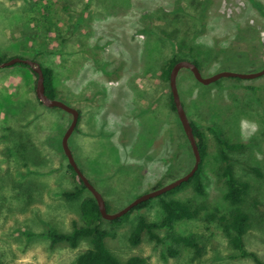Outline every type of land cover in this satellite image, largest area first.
I'll return each instance as SVG.
<instances>
[{
    "label": "rangeland",
    "instance_id": "obj_1",
    "mask_svg": "<svg viewBox=\"0 0 264 264\" xmlns=\"http://www.w3.org/2000/svg\"><path fill=\"white\" fill-rule=\"evenodd\" d=\"M0 55L54 68L55 98L80 111L69 138L74 158L110 212H117L195 162L163 69L178 58L198 60L204 77L261 70L264 0H0ZM177 86L189 119L207 136L206 192L187 186L165 198L189 202L200 214L158 230L164 241L145 233L131 245L139 215L149 221L163 216L158 196L122 224L103 218L102 226L117 232L106 244L122 261L138 255L143 264H257L231 257L235 250L219 216L232 207L224 199L212 125L229 141L247 145L230 155L236 175L250 183L242 205L251 220L245 243L264 264V75L204 84L182 68ZM36 88L30 68H0V264H72L91 247L88 238L72 248L41 235L72 231L90 192L73 200L62 195L79 186L62 146L72 114L40 103ZM173 235L196 239L201 254L184 246L170 256Z\"/></svg>",
    "mask_w": 264,
    "mask_h": 264
},
{
    "label": "trees",
    "instance_id": "obj_2",
    "mask_svg": "<svg viewBox=\"0 0 264 264\" xmlns=\"http://www.w3.org/2000/svg\"><path fill=\"white\" fill-rule=\"evenodd\" d=\"M37 1V0H34ZM7 55H0V63L11 59ZM182 59L172 58L168 65L163 69L162 76L165 80L169 81L170 74L173 66ZM201 68V64L198 60H191ZM16 65H22L30 68L33 73H37L26 63L19 62ZM44 73V85L45 92L51 98H55L57 90L54 84L55 70L52 66L41 64ZM253 88V86H249ZM40 103H42L40 101ZM171 104L172 109L176 110L173 95L171 92ZM194 134L197 138V143L201 152L202 161L196 173L186 182H183L180 186L168 191L159 197L163 208V216L158 221H149L146 216L139 215L137 223L132 228L128 241L131 245L135 246L141 243L143 235L147 233L150 238L157 241H164L163 238L157 233L158 230H171L175 227L176 223L186 219L196 218L200 214V208L192 205L189 202H184L175 198H165L172 193L182 190L187 186H192L195 192L200 195H204L206 192L204 180H203V162L207 156L208 142L206 133L200 128V126L191 120ZM209 129L213 132L218 149L219 156L222 163L220 169V175L226 182L227 189L224 193V199L232 207L227 215L219 216L220 221L223 224V228L227 236L229 237L230 246L235 250V253L231 255L232 258L237 257H250L253 258L257 264H263L255 252L247 249L245 243V235L249 232L251 227L250 215L243 208V202L249 192L250 183L239 178L234 169L233 158L230 155L232 151L242 150L247 145L244 142H232L224 135L222 129L218 126H209ZM194 156V155H193ZM74 178L79 182V186L72 190L63 191L62 195L68 199L73 200L80 198L84 190L89 189L84 184L80 176L75 172L73 167L69 163ZM253 169L261 175L258 168ZM90 192V191H89ZM152 199L146 200L139 205L133 207L128 213L122 217L111 220L113 224H122L126 221L131 213L135 210H141L148 207ZM108 211H110L109 204L107 203ZM81 221L74 222L73 229L70 232H62L57 229H47L41 235L46 236L52 244L66 243L72 248L78 247L82 239L88 238L91 243V247L82 252L72 264H143L145 259L134 255L129 257L126 261H122L114 252H112L107 244L106 239L108 237L114 238L117 236L115 229H108L102 226L103 217L99 209L97 200L90 192L81 200ZM172 243L168 244V254L175 257L180 254L181 249L184 246L195 247L197 254H201L202 248L199 247L196 239L192 237L173 235L170 237Z\"/></svg>",
    "mask_w": 264,
    "mask_h": 264
},
{
    "label": "water",
    "instance_id": "obj_3",
    "mask_svg": "<svg viewBox=\"0 0 264 264\" xmlns=\"http://www.w3.org/2000/svg\"><path fill=\"white\" fill-rule=\"evenodd\" d=\"M23 62L28 64L36 73H37V97L38 99L49 107H58L66 112L72 114V121L67 128L63 138H62V146L64 149V152L69 160L70 165L73 167L75 172L80 176V178L83 180L86 187L89 189V191L93 194L95 199L97 200L99 209L101 211L102 217L108 220H113L119 217H122L126 213H128L133 207L139 205L140 203L158 197L168 191H171L172 189L180 186L183 182L188 181L198 170L200 163L202 161L201 152L197 143V138L194 134L193 126L191 124V120L189 119L184 105L182 103V100L180 98L178 86H177V76L182 68H188L190 69L194 76L202 83L204 84H210L214 81H217L218 79L225 77V76H237L241 78H255L264 75V67L256 72H249V73H239V72H232V71H221L214 75H211L209 77H204L200 71V68L191 60L182 59L178 61L172 68L171 74H170V86L171 91L174 99V103L176 106V110L178 113V116L180 118L181 124L185 130V133L189 139V142L191 144L195 162L193 167L188 171L186 174L182 175L181 177L161 186L155 189H152L150 191H147L145 193L140 194L137 196L134 200H132L128 205H126L124 208L120 209L117 212H110L108 211L106 200L104 199L103 195L96 189V187L92 184V182L84 175L82 170L79 168L73 152L69 146V138L72 135V133L75 131L79 118H80V111L78 108L64 102L63 100L57 99V98H51L48 96L45 92V85H44V73L42 70V67L33 59L30 58H23V57H12L9 60H6L4 62L0 63L1 67H7L14 65L16 63Z\"/></svg>",
    "mask_w": 264,
    "mask_h": 264
}]
</instances>
